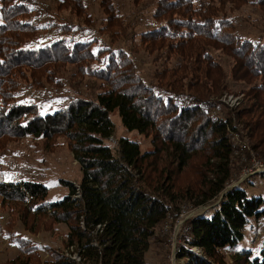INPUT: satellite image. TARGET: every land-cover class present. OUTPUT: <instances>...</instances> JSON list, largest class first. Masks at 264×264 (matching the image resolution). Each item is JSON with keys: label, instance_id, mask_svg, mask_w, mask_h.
<instances>
[{"label": "trees", "instance_id": "1", "mask_svg": "<svg viewBox=\"0 0 264 264\" xmlns=\"http://www.w3.org/2000/svg\"><path fill=\"white\" fill-rule=\"evenodd\" d=\"M1 1L0 95L5 87H16L11 80L16 69L26 66L31 74L37 70L41 76L56 62L79 65L80 72L87 71L108 83L93 97L67 88L68 101L48 109L44 101L13 100L0 110V138L65 135L69 139L83 169L82 181L76 185L66 181V197L33 210L68 225V242L79 248L81 264H149L146 253L151 239L174 210L171 202L179 200L180 205L187 200L217 207L211 216L208 209L189 220L184 236L188 245L178 252L179 264H229L224 249L231 251L233 264H264L263 237L256 251L237 248L249 219L264 217V196L250 197L240 184L225 190L238 177L230 161L234 151L231 132L238 129L236 122L243 125L252 148L264 154V32L254 37L240 34L235 16H229L249 1L158 0L153 10L158 26L143 32L142 40L149 51H169L177 64L156 73L157 85L137 73L123 49L109 47L95 53L92 45L97 40H89L90 28L56 20L49 8L42 11L37 7V0ZM56 2L65 9L66 4L68 8L74 4L77 18L83 14L78 9L84 11L86 6L85 0ZM100 3L106 19L100 31L111 36L127 32L129 22L125 23L127 19L115 1ZM257 3L264 6V0ZM84 14L80 17L84 23L92 21L89 12ZM35 30L55 36L50 42L31 45L27 37L35 36ZM213 50L230 57L228 69L214 58ZM90 59L95 62L86 65ZM232 81L247 84L248 89L239 93L248 103L226 107V114L219 116L216 110L223 105L220 97L230 91ZM55 83L56 89L65 86L59 78ZM16 91L12 97L20 93ZM116 110L126 129L152 135L153 150L142 151L140 143L128 137H121L115 145L107 143L115 133L111 114ZM211 158L212 163L207 160ZM162 159L166 170L157 168ZM193 159H202V171L210 163L209 176L200 194L188 197L189 192H185L184 198L175 179L185 173ZM5 179H0L4 199L33 201L36 207V200L43 201L48 195L42 182L6 184ZM10 238L26 256L8 264H78L58 254L53 255L54 261H43L30 238L21 234Z\"/></svg>", "mask_w": 264, "mask_h": 264}, {"label": "rangeland", "instance_id": "2", "mask_svg": "<svg viewBox=\"0 0 264 264\" xmlns=\"http://www.w3.org/2000/svg\"><path fill=\"white\" fill-rule=\"evenodd\" d=\"M56 1L37 0L36 5L42 11L49 8V14L58 21L65 20L90 28L92 33L89 40H97L92 45L95 53H98L102 48L123 49L133 60L137 73L144 76L146 80L157 85L158 79L156 78V73L163 68H172L177 64V58L174 55H170L169 51L164 49L149 51L142 40L143 32L148 31L149 28L158 26L153 17V10L156 9L158 0H114L117 8L120 9V12L127 19L125 23L129 22L130 27L127 32L123 34L119 33L118 35H114L113 33L112 36L107 32L100 31L106 20L104 19L100 0H85L87 10H85V5L82 7L84 11L78 9L79 13H83L78 18L74 14V4L70 5L72 9L68 8V4H66L65 9L63 5H59ZM138 1L140 2L136 3ZM248 1L247 4L242 3L241 8H238V12L233 11L229 16H235L238 33L254 37L264 32V6L259 5L257 3L258 0ZM1 6L2 1L0 0V23L3 20ZM224 10H226V7H224ZM84 12L87 14L89 12L88 15L92 16V21L84 23V19L80 18L85 15ZM37 18L46 20L45 16H37ZM37 31L35 30V36L30 34L27 37L31 38L29 41L31 45L38 44L40 41L50 42L55 36L53 33L46 35L43 31L39 33ZM32 36L34 39H32ZM26 39L23 41H26ZM212 55L215 59L220 60L223 66L228 69L230 60L228 55H224L222 51L218 50H213ZM94 62V60L90 59L86 65H91ZM24 67L16 69L11 79L16 83V87L15 85L14 87H5L0 95V110L6 107V105L9 106L13 100L14 102L36 101L37 103L44 101V108L48 109L50 106L68 101L64 93L67 88H70L72 92L77 91L85 96L93 97L107 83V81L101 78L91 76L88 74L89 72L86 73L87 71L80 72L79 65L66 62L51 63L48 65V73L41 72V76L38 75L39 71L34 70L31 74V71ZM47 78L49 79L46 80ZM57 78L65 84L64 87L56 89L55 84L57 81L55 83V79ZM34 82H40L41 86L35 85ZM160 82L162 83V81ZM233 84V87L229 89L230 91H225L222 97H220L224 106L220 105V108L216 110V114L219 116L226 114V107L236 108L240 104L244 105L248 103V99L242 93H239L242 89H248L247 84L235 82ZM15 89L18 90L16 94L20 93L12 97L11 94ZM111 119L115 125V133L107 143L115 145L121 137H128L132 140H137L140 143L142 151L153 150L154 143L151 134H141L136 130L130 131L126 129L117 110L112 112ZM236 125L238 127L237 131L231 132V142L234 146V151L230 161L233 169L235 168V171L238 170V177L236 176L234 180L227 184L226 189L231 184L239 181L245 172H248L250 169H257V161L264 164V154H258L252 148L243 125L238 122H236ZM69 143V139L65 135H56L51 138L3 135L0 138V179L6 178V184H11V182L16 184L22 180L38 181L48 188L46 199L43 201L36 200V207L33 206V201H12L4 199L0 195V264H8V261L15 260L16 262L19 260L23 261V258L26 256L20 251L18 244L10 238L12 234H21L26 238H30L36 248L39 249L41 254L39 258L43 261H54L53 255L58 254L66 260H74L78 264L82 263L79 248L76 247V244L71 245L68 242V225L55 221L49 215L37 214L33 210L45 202L52 203L66 197L69 194V186L65 184L66 181L75 185L82 181L84 175L83 169L75 159ZM207 160L210 163L214 162L212 158ZM210 163L202 171V159L199 161L193 159L189 167L185 169V173L175 179L176 186H179L178 188L181 190L178 193L182 197L185 196V192H189L186 195L188 197L201 193L202 183L205 184L208 180L209 173L207 174V168L210 167ZM157 168L166 170L163 159L159 161ZM263 173L257 171L237 184H240L250 197L264 196ZM213 200L215 199L210 201ZM180 201L171 202L174 210L167 215L151 239L150 249L146 253V260L149 264H172V262L173 264H179L180 258H178V252L174 254L173 246L174 244L184 243V236L189 231V220L191 219V217L188 218V215L196 210L199 205H203H196L187 200H184L180 205ZM206 210H208L207 214L211 216L215 213L217 207L209 206ZM179 224L181 225L179 226ZM257 230L259 231L258 233ZM244 234V238L237 248L247 247L252 251L258 250L263 244V242H260V237H263L264 241V217L259 219L255 217L250 218ZM197 249H199L198 252L204 254L202 249ZM227 250H223L225 260L229 264H233L231 251Z\"/></svg>", "mask_w": 264, "mask_h": 264}, {"label": "built area", "instance_id": "3", "mask_svg": "<svg viewBox=\"0 0 264 264\" xmlns=\"http://www.w3.org/2000/svg\"><path fill=\"white\" fill-rule=\"evenodd\" d=\"M235 137V136H234ZM256 164H258L257 166V169H250L248 172H245L244 173V175L242 176V178L239 180V181H243L244 180V178H247V177H249V176H251V175H253V173H255V172H264V164L263 163H261L260 161H257L256 162ZM255 171V172H254ZM252 172V173H251ZM239 181H237V182H239ZM235 184H236V182L235 183H233V184H231L227 189H226V191L228 190V189H231L232 187H234L235 186ZM209 206H211L210 205V203H207V204H203V205H199V207H197V209L196 210H194L193 212H191L189 215H188V218H193V217H195V216H198V215H200V214H202L203 212H204V210L206 211V209L209 207ZM202 211V212H201ZM182 224V223H181ZM181 224H179V226L181 225ZM189 228H190V226H189ZM182 241V240H181ZM184 241V240H183ZM188 244L184 241V243H180V244H174V246H173V252H174V254L176 253V252H179L180 250H181V248L183 247V246H187ZM178 248V249H177ZM198 247H192V249L193 250H195V251H199V249H197ZM200 253V252H199ZM172 264H173V262H172Z\"/></svg>", "mask_w": 264, "mask_h": 264}, {"label": "water", "instance_id": "4", "mask_svg": "<svg viewBox=\"0 0 264 264\" xmlns=\"http://www.w3.org/2000/svg\"><path fill=\"white\" fill-rule=\"evenodd\" d=\"M237 183H238V182H236V184H237ZM236 184H235V185H236Z\"/></svg>", "mask_w": 264, "mask_h": 264}]
</instances>
